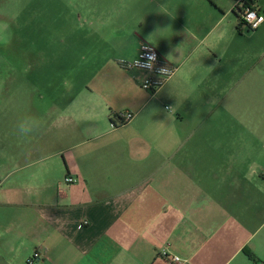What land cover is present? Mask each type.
<instances>
[{"label":"crops","instance_id":"obj_1","mask_svg":"<svg viewBox=\"0 0 264 264\" xmlns=\"http://www.w3.org/2000/svg\"><path fill=\"white\" fill-rule=\"evenodd\" d=\"M82 2L120 6L82 16L99 71L61 96L0 100V264H164L166 244L184 264H264V160L236 151L230 107L211 110L250 77L225 39L233 16L242 31L236 0ZM140 41L177 68L155 93L117 65ZM25 118L39 125L27 136Z\"/></svg>","mask_w":264,"mask_h":264},{"label":"rangeland","instance_id":"obj_2","mask_svg":"<svg viewBox=\"0 0 264 264\" xmlns=\"http://www.w3.org/2000/svg\"><path fill=\"white\" fill-rule=\"evenodd\" d=\"M73 1L78 0H0L1 101L9 94L71 93L99 71V64L90 63L91 55H99L98 47L84 39L88 33L86 26L81 27L85 23L82 16L85 9L99 14L103 7L109 13H120V6ZM255 1L264 5V0ZM133 8L131 15L135 14ZM233 21L225 36L234 52L230 62L234 63L235 76L250 67V77L246 81L236 79L229 97L220 95L211 110L222 114L230 107L233 115L229 119V139L237 146L236 151L264 160V33L247 38L257 31L245 27L238 31L234 16ZM133 22L138 32L140 27L133 20L130 25ZM222 137L226 132L219 133Z\"/></svg>","mask_w":264,"mask_h":264},{"label":"built area","instance_id":"obj_3","mask_svg":"<svg viewBox=\"0 0 264 264\" xmlns=\"http://www.w3.org/2000/svg\"><path fill=\"white\" fill-rule=\"evenodd\" d=\"M244 0H236V14L238 15L239 26L245 27L249 31L257 30L264 23V15L251 6H244ZM117 65L126 71L139 70L145 73L140 84V88L149 93H155L161 89L176 73L177 68L167 62L155 49L153 45L145 41L138 44L135 56L129 60H118ZM167 68L168 74L162 75L161 69ZM134 115L131 112L118 113L116 118L118 124L111 123V127L121 126L132 120ZM74 178L67 176L64 178L66 184H71ZM160 257L164 260V264H184L183 260L172 255L169 252V244H166L160 252ZM40 259V254L34 252L32 257L27 260L28 264Z\"/></svg>","mask_w":264,"mask_h":264},{"label":"clouds","instance_id":"obj_4","mask_svg":"<svg viewBox=\"0 0 264 264\" xmlns=\"http://www.w3.org/2000/svg\"><path fill=\"white\" fill-rule=\"evenodd\" d=\"M168 71L167 68H163L160 73L162 75H167ZM38 126V122L32 118L22 119L17 125L19 133L24 136L31 134Z\"/></svg>","mask_w":264,"mask_h":264},{"label":"trees","instance_id":"obj_5","mask_svg":"<svg viewBox=\"0 0 264 264\" xmlns=\"http://www.w3.org/2000/svg\"><path fill=\"white\" fill-rule=\"evenodd\" d=\"M244 6H251L252 7V1L251 0H244L243 1ZM238 16V15H237ZM246 252V251H245Z\"/></svg>","mask_w":264,"mask_h":264}]
</instances>
